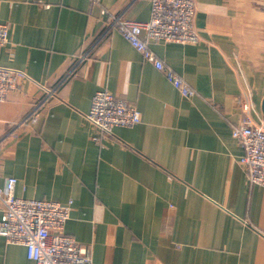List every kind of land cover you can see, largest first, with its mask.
<instances>
[{
  "label": "crops",
  "instance_id": "crops-1",
  "mask_svg": "<svg viewBox=\"0 0 264 264\" xmlns=\"http://www.w3.org/2000/svg\"><path fill=\"white\" fill-rule=\"evenodd\" d=\"M195 5L197 42L151 45L197 90L185 97L109 24V13L148 20L151 0H0V65L56 93L42 104L25 79L0 102V185L14 176L19 197L72 201L65 230L93 264H264V187L232 133L248 97L264 123V0ZM104 87L141 121L97 143L85 115ZM0 264L33 261L0 235Z\"/></svg>",
  "mask_w": 264,
  "mask_h": 264
},
{
  "label": "built area",
  "instance_id": "built-area-1",
  "mask_svg": "<svg viewBox=\"0 0 264 264\" xmlns=\"http://www.w3.org/2000/svg\"><path fill=\"white\" fill-rule=\"evenodd\" d=\"M91 1L96 3L98 0ZM151 4L148 20L109 13V24L116 27L144 59L164 72L183 96L192 97L197 90L167 65L151 45L162 40L191 43L200 39L194 26L195 0H151ZM9 36L10 24L0 22V45L7 43ZM25 79L37 82L23 69L0 65V102L5 101ZM37 83L46 92L42 104L52 96L56 97L55 89ZM242 106L246 114L240 122L232 124V133L244 149L240 162L249 183L264 187V123L256 124L248 114L253 108L251 97L245 99ZM85 116L95 128L93 139L97 143L112 135L115 127L132 126L141 121V111L134 103L116 96L106 87L94 93ZM29 121L35 122L36 115L32 119L24 118L18 124L26 125ZM16 184L17 178L8 176L5 184L0 185V235L8 243L24 245L33 264H93L91 248L65 230L72 201L63 203L55 199L19 197L15 194Z\"/></svg>",
  "mask_w": 264,
  "mask_h": 264
},
{
  "label": "water",
  "instance_id": "water-1",
  "mask_svg": "<svg viewBox=\"0 0 264 264\" xmlns=\"http://www.w3.org/2000/svg\"><path fill=\"white\" fill-rule=\"evenodd\" d=\"M263 110H264V102H263Z\"/></svg>",
  "mask_w": 264,
  "mask_h": 264
}]
</instances>
